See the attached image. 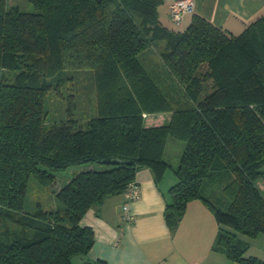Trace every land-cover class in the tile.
<instances>
[{
    "label": "trees",
    "instance_id": "obj_1",
    "mask_svg": "<svg viewBox=\"0 0 264 264\" xmlns=\"http://www.w3.org/2000/svg\"><path fill=\"white\" fill-rule=\"evenodd\" d=\"M6 1L0 0V264H108L88 256L94 233L82 218L122 194L141 167L155 182L173 172L163 212L171 232L188 203L200 200L217 224L211 249L238 264H264L244 253L249 241L241 237L264 233V14L234 34L200 14L184 29H170L159 18L163 0H27L34 12ZM157 40L158 57L188 106L173 108L139 60ZM79 69L94 74L95 115L84 124L68 118L47 126L44 101L53 78ZM166 110L168 121L145 124L143 113ZM170 137L184 141L175 166L164 159ZM74 165L86 167L54 193L62 208L37 203L25 210L30 177L48 186ZM223 172L231 174L222 187L225 208L202 193Z\"/></svg>",
    "mask_w": 264,
    "mask_h": 264
},
{
    "label": "crops",
    "instance_id": "obj_2",
    "mask_svg": "<svg viewBox=\"0 0 264 264\" xmlns=\"http://www.w3.org/2000/svg\"><path fill=\"white\" fill-rule=\"evenodd\" d=\"M172 1L163 0L158 13L161 22L174 30L184 29L193 14H200L237 34L251 20L264 14V0H193V12L185 14L178 25L169 16ZM148 116H152L144 118L148 126L161 124L170 117L169 114ZM168 172L155 182L148 167L136 171L134 180L140 188V196L129 205L134 217L130 222L123 218L122 194L107 197L86 212L81 223L90 226L94 233V243L88 253L91 259H103L108 264H238L211 249L217 224L212 212L200 200L188 203L176 230L170 231L163 212L167 190L175 177ZM258 238L264 239V234L256 236L249 244H255ZM256 247L257 252L249 255L264 259V246L257 243Z\"/></svg>",
    "mask_w": 264,
    "mask_h": 264
},
{
    "label": "rangeland",
    "instance_id": "obj_3",
    "mask_svg": "<svg viewBox=\"0 0 264 264\" xmlns=\"http://www.w3.org/2000/svg\"><path fill=\"white\" fill-rule=\"evenodd\" d=\"M6 5L8 7L17 5L21 10L27 12L35 11L33 5L27 0H7ZM162 45V40L154 41L142 51L143 54H139V60L147 70L148 74L161 88L162 92L166 93L173 108L178 106H188L189 101L186 100L187 98L183 89L178 84L174 83L175 81L168 75L165 65L158 57V49L162 48ZM56 78H62L63 80L56 81ZM53 79V88L48 91L44 101L45 122L47 126L68 118L77 119L80 123L84 124L88 118L95 115L96 96L94 74L90 70L79 69L77 71H62L56 74ZM57 83H59V85H57ZM149 114H169V116H171V112L166 110L164 112L143 113V117H152L148 116ZM168 120H165V122ZM144 122L146 124V120H144ZM183 147L184 141L171 137L168 138L164 152V159L172 166H175L179 160ZM83 167L86 166L74 165L67 170L56 173L54 182L48 186H41L33 177H30L24 204L25 210L34 211L37 208V203L46 210L56 209V206L62 208V204L56 200L54 193L64 180L66 181L73 176V171L78 172ZM92 167H94V169L100 168L97 163L93 164ZM166 171L173 173L171 169H167ZM230 175L227 172H223L215 180L207 182L202 190L203 194L209 196V198L221 208H225L228 203V198L223 193L222 187L227 182V177L229 178ZM258 186L264 190V180H260ZM7 225H9L11 229L16 228L11 222H7ZM241 237L246 240L248 239V241H255L253 240L255 237ZM259 239L261 238H258L255 244H248L247 248L244 250L246 255L257 252V243L260 247L264 246V239Z\"/></svg>",
    "mask_w": 264,
    "mask_h": 264
},
{
    "label": "built area",
    "instance_id": "obj_4",
    "mask_svg": "<svg viewBox=\"0 0 264 264\" xmlns=\"http://www.w3.org/2000/svg\"><path fill=\"white\" fill-rule=\"evenodd\" d=\"M194 10L193 0H173L169 7L170 19L180 25L183 16L192 13ZM140 188L135 180L130 181L122 192L124 201L122 203L123 218L130 222L134 218L129 211V205L132 201L138 199L140 196Z\"/></svg>",
    "mask_w": 264,
    "mask_h": 264
},
{
    "label": "water",
    "instance_id": "obj_5",
    "mask_svg": "<svg viewBox=\"0 0 264 264\" xmlns=\"http://www.w3.org/2000/svg\"><path fill=\"white\" fill-rule=\"evenodd\" d=\"M97 1H99V0H97Z\"/></svg>",
    "mask_w": 264,
    "mask_h": 264
}]
</instances>
